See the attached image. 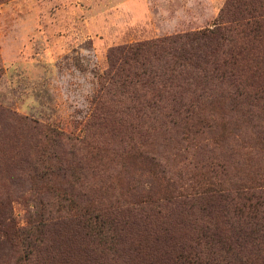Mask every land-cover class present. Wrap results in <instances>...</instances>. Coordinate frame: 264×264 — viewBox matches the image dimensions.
I'll return each instance as SVG.
<instances>
[{
  "label": "trees",
  "instance_id": "trees-1",
  "mask_svg": "<svg viewBox=\"0 0 264 264\" xmlns=\"http://www.w3.org/2000/svg\"><path fill=\"white\" fill-rule=\"evenodd\" d=\"M104 79L111 104L101 110H122L119 122L99 124L117 156L167 123L186 137L204 134L195 130L206 115L196 110L264 122V0H228L212 28L117 47ZM89 147L93 156L109 152ZM138 154L153 188L118 197L87 186L81 165L67 169L74 182L63 175L67 188H45L56 170L39 173L47 170L39 159L30 180L45 189L42 208L26 225L14 218V196H0V264H264V180L260 188L205 182L184 193L153 150Z\"/></svg>",
  "mask_w": 264,
  "mask_h": 264
},
{
  "label": "rangeland",
  "instance_id": "rangeland-1",
  "mask_svg": "<svg viewBox=\"0 0 264 264\" xmlns=\"http://www.w3.org/2000/svg\"><path fill=\"white\" fill-rule=\"evenodd\" d=\"M227 1L0 0V196H14L11 209L20 226L42 208L45 189L30 180L41 158L47 170L39 173L55 169L57 175L45 188H67L60 182L63 175L81 165L87 186L116 197L128 189L153 188L149 168L142 169L138 156L149 150L184 193L205 182L262 186L264 122L259 119L243 121L232 110H196L206 115L195 130L204 134L186 137L164 119L166 126H156L141 141L135 138L136 149L118 156L112 144H103L99 125L116 116L119 122L122 112L101 110L111 104L104 78L113 49L212 28ZM55 132L63 134L59 144L50 139ZM89 145L109 152L93 156ZM63 154L66 158L55 159ZM127 156L131 162L125 163Z\"/></svg>",
  "mask_w": 264,
  "mask_h": 264
}]
</instances>
